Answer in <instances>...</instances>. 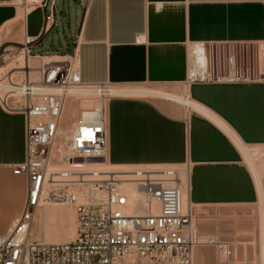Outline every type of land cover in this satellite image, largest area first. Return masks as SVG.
Masks as SVG:
<instances>
[{"label": "crops", "instance_id": "0c3cea01", "mask_svg": "<svg viewBox=\"0 0 264 264\" xmlns=\"http://www.w3.org/2000/svg\"><path fill=\"white\" fill-rule=\"evenodd\" d=\"M43 1L0 0V45L45 37V21L30 24L38 10L45 19V10L25 7ZM22 10L25 17L19 18ZM73 43L84 83L158 86L184 95L215 114L264 170V81L185 87L193 44L208 54L227 43L264 45V0H86ZM113 100L140 106L118 118L116 145ZM25 130L24 115L0 105V236L10 232L27 198L26 178L13 173L26 159ZM107 160L115 166L187 167V203L196 208L198 231L233 251L223 259L204 245L195 250L194 264H261L258 190L240 148L221 126L178 103L115 98L108 104Z\"/></svg>", "mask_w": 264, "mask_h": 264}, {"label": "built area", "instance_id": "2783aa9c", "mask_svg": "<svg viewBox=\"0 0 264 264\" xmlns=\"http://www.w3.org/2000/svg\"><path fill=\"white\" fill-rule=\"evenodd\" d=\"M56 1L25 6L45 10V34L57 24ZM40 43L26 38L2 56L13 64L22 55L28 59L17 70H0L1 107L26 121V159L13 173L26 178L27 198L12 230L0 236V264H194L195 250L204 245L228 259L232 246L203 239L196 208L184 204L187 167L106 172L87 167L108 161V104L116 98L111 94L115 86L82 81L77 47L70 55L33 54ZM200 45L191 46L185 87L264 81L263 44L227 43L210 54ZM29 59L38 62L33 66ZM80 90L93 94V105L81 110L72 136L64 139V108ZM186 102L187 111L209 119L198 110L204 106L188 97ZM57 202L76 212L74 238L54 244L34 241L30 232L38 208Z\"/></svg>", "mask_w": 264, "mask_h": 264}, {"label": "bare ground", "instance_id": "6f19581e", "mask_svg": "<svg viewBox=\"0 0 264 264\" xmlns=\"http://www.w3.org/2000/svg\"><path fill=\"white\" fill-rule=\"evenodd\" d=\"M32 8L33 7L27 9V11L32 10ZM23 17H25L24 12H23L22 16H19V18H23ZM199 49L202 50L203 47L200 45ZM27 60L28 59L22 55L17 61L20 63V65L17 67H12L11 70H17L18 68H22L24 66V64H27V62H28ZM37 62H38L37 59H29L30 65L35 66V64H37ZM1 70H3V69H1ZM186 90H187V88H184V93L186 92ZM111 94L113 96H115L116 98H136V99L156 98V99H162V100L171 99L174 102H176L182 106L187 104L186 96H184V95H176V94L168 93V92H165L162 90H152V89H147V88L144 89V88H139V87H135V88L134 87L133 88L132 87H114L111 90ZM92 95L93 94H91L87 91L80 90L75 94V96L68 99V101L66 102L65 108H64V117H63L64 123H63L62 129L60 131V135L62 138L69 139L72 136L74 126H75V122H76L81 110L90 108L93 105V99L91 97ZM198 110L203 115L207 116L210 120H212L214 123L221 126L224 130H226L227 133L230 134V137L235 142V144L240 148V150H241V152L245 158V161L248 163V165L250 167L253 179L255 181V184H256V187L258 190V196H259V203L257 206V209H258L257 214L259 215V225L258 226L260 229L259 230L260 231V239L262 238V240L260 241V242H262V244L259 245V250H260L261 264H264V170L259 164H257L256 156L254 154L252 155V153L249 151V149L246 146H244L241 142L237 141L235 135L231 133L230 129L215 114H213L212 112H210L206 108H203V110H201V109H198ZM87 165H88L87 166L88 168H90L92 170L99 171V172H106L107 168H112V169H115L117 171H131L128 169L127 170H124V169L118 170V169H120V168H132V170H138V169L159 168L160 167V166H115V165H111L108 161L104 162V163H89ZM163 167H175V166H163ZM66 168H68V167L66 166ZM130 190L133 191V188H130ZM54 204H61V203L57 202ZM184 204L185 205L187 204L186 194L184 196ZM154 207H155V212L157 213L158 207L156 205ZM202 211H204V210H202ZM205 212H207V211H205ZM199 213H200V211H199ZM21 214H20V216H21ZM20 216L16 219V221L20 218ZM234 216H235V214H234ZM234 216H232V217H234ZM229 218H231V217L229 216ZM35 219H36V216L33 219L32 228H33V225L35 223ZM57 220L60 221V225L63 228V231L61 233L63 235L60 238L58 237V239L56 241H59V242L60 241H66V240L70 239L71 235L75 236L76 214L75 215L73 214L72 217L69 219L68 212L64 208H61V207L51 208L49 204H45L44 210H43L44 228L42 229V231L40 230L41 234L39 236V241H43V242L49 241L48 238L50 235V229L52 228L53 222H55ZM16 221L14 222L13 226L15 225ZM69 222H70V224L72 223V229L69 227ZM76 222H77V220H76ZM256 223H258L257 220H256ZM13 226H12V228H13ZM12 228H10L9 231H11ZM32 228H31L30 234H31L32 239L34 240ZM34 241H36V240H34ZM38 243H41V242H38ZM41 244H44V243H41ZM45 244H47V243H45Z\"/></svg>", "mask_w": 264, "mask_h": 264}, {"label": "rangeland", "instance_id": "374dc122", "mask_svg": "<svg viewBox=\"0 0 264 264\" xmlns=\"http://www.w3.org/2000/svg\"><path fill=\"white\" fill-rule=\"evenodd\" d=\"M84 3H86V0L83 2V0H57V8H56V21L57 24L52 28V30L45 35L41 45L38 46L33 50V54L35 55H50V54H60L65 55L69 54L73 51L72 43L73 41L78 40L79 32H80V26L84 14ZM49 11V9H48ZM23 15V10L20 11L19 16ZM44 12L42 10H38L34 16H32L30 20L31 28L33 27H39L44 25ZM14 45H6L1 44L0 45V70L1 72H8L11 70L12 67H17L20 65L19 62L13 64L12 59L10 57H4L2 56L6 54L8 51L5 52L7 48L10 49V47H13ZM12 50V49H11ZM17 64V65H16ZM119 87V86H115ZM123 87V86H120ZM144 89H152V90H162L165 91L162 87L158 86H134ZM133 88V87H132ZM166 92V91H165ZM152 102H159L164 101L162 99H156V98H149L145 99ZM140 106L135 103H129V102H123L118 100H113L112 104L110 106L111 114H112V120H113V142L114 145L117 143V121L118 118H120V115L125 111H131L139 108ZM115 170L112 168H107V170ZM132 170V168H120L118 170ZM134 169V168H133ZM117 171V170H115ZM51 208L54 207H61L64 208L68 212L69 219L72 217V215L76 214L74 208L66 206L64 204H49ZM56 205V206H55ZM44 206L38 208L36 212V219L35 223L32 228V233L34 240L41 243H48V244H54V243H63L67 242L74 238V235L70 237V239L66 241H56L58 237L60 238L63 234V228L60 225V221L57 220L53 222L52 228L50 229V235H49V241L43 242L39 241V236L41 234L42 229L44 228L43 224V210ZM77 226V222L75 220V229ZM69 227L72 229V223L69 222ZM41 230V231H40ZM51 238V239H50ZM261 241V239H260ZM260 245V242H259Z\"/></svg>", "mask_w": 264, "mask_h": 264}, {"label": "water", "instance_id": "95a60500", "mask_svg": "<svg viewBox=\"0 0 264 264\" xmlns=\"http://www.w3.org/2000/svg\"><path fill=\"white\" fill-rule=\"evenodd\" d=\"M45 35H46V34H45ZM43 38H44V36H42V37L40 38L39 42L42 41ZM72 48H73V49L75 48V43L72 44Z\"/></svg>", "mask_w": 264, "mask_h": 264}]
</instances>
